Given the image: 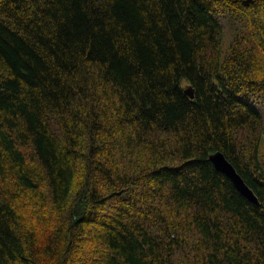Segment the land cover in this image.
I'll list each match as a JSON object with an SVG mask.
<instances>
[{
    "label": "trees",
    "instance_id": "obj_1",
    "mask_svg": "<svg viewBox=\"0 0 264 264\" xmlns=\"http://www.w3.org/2000/svg\"><path fill=\"white\" fill-rule=\"evenodd\" d=\"M0 264H264V0H0Z\"/></svg>",
    "mask_w": 264,
    "mask_h": 264
},
{
    "label": "water",
    "instance_id": "obj_2",
    "mask_svg": "<svg viewBox=\"0 0 264 264\" xmlns=\"http://www.w3.org/2000/svg\"><path fill=\"white\" fill-rule=\"evenodd\" d=\"M185 92L190 98H195L193 89L191 87L186 88ZM209 160L212 162V164L217 170L224 173L227 177L232 180L238 191L244 197H246L249 201L254 204L260 203L254 191L246 184L245 180L237 172L234 165L226 158V156L222 152L212 154L209 157Z\"/></svg>",
    "mask_w": 264,
    "mask_h": 264
}]
</instances>
